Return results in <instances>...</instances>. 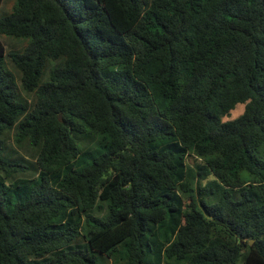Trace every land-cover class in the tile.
<instances>
[{"label":"trees","instance_id":"16d2710c","mask_svg":"<svg viewBox=\"0 0 264 264\" xmlns=\"http://www.w3.org/2000/svg\"><path fill=\"white\" fill-rule=\"evenodd\" d=\"M6 2L0 264H264V0Z\"/></svg>","mask_w":264,"mask_h":264},{"label":"rangeland","instance_id":"374dc122","mask_svg":"<svg viewBox=\"0 0 264 264\" xmlns=\"http://www.w3.org/2000/svg\"><path fill=\"white\" fill-rule=\"evenodd\" d=\"M6 1H7V2L5 3L4 7H5L6 9H9V10H10L11 7H12V5L14 4V0H6ZM5 37H6V36H1L0 38L3 39V41H4L8 46H9L10 44H14V45L17 44L16 41H13V40H11V39H7V38H5ZM20 41H26L27 43L29 42L28 39H23V40H20ZM244 110H245V105H244L243 103H239V104L235 107V109H233V110L231 111V113L225 117V120H226V119H234V118L239 117L240 115L243 114Z\"/></svg>","mask_w":264,"mask_h":264},{"label":"water","instance_id":"95a60500","mask_svg":"<svg viewBox=\"0 0 264 264\" xmlns=\"http://www.w3.org/2000/svg\"><path fill=\"white\" fill-rule=\"evenodd\" d=\"M251 243H253V241H251ZM245 247V246H244Z\"/></svg>","mask_w":264,"mask_h":264}]
</instances>
